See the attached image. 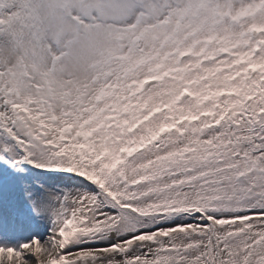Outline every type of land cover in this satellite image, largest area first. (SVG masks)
Wrapping results in <instances>:
<instances>
[{
  "label": "snow or ice",
  "instance_id": "obj_1",
  "mask_svg": "<svg viewBox=\"0 0 264 264\" xmlns=\"http://www.w3.org/2000/svg\"><path fill=\"white\" fill-rule=\"evenodd\" d=\"M0 264H264V0H0Z\"/></svg>",
  "mask_w": 264,
  "mask_h": 264
}]
</instances>
